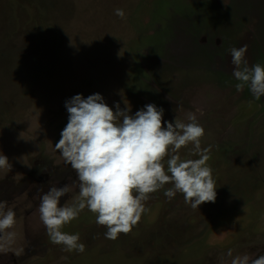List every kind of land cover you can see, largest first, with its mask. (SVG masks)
<instances>
[{
    "label": "rangeland",
    "instance_id": "obj_1",
    "mask_svg": "<svg viewBox=\"0 0 264 264\" xmlns=\"http://www.w3.org/2000/svg\"><path fill=\"white\" fill-rule=\"evenodd\" d=\"M244 44L249 66L264 64V0H0V153L11 164L0 168V201L17 216L0 264H232L264 255V98L237 92L232 77L230 50ZM94 93L132 114L154 103L170 122L196 114L216 201L194 209L180 193L166 198V184L129 233L106 239L85 208L62 229L79 233L85 251L52 244L39 195L69 186L61 206L79 200L76 173L55 148L64 102ZM192 147L181 158H198Z\"/></svg>",
    "mask_w": 264,
    "mask_h": 264
},
{
    "label": "clouds",
    "instance_id": "obj_2",
    "mask_svg": "<svg viewBox=\"0 0 264 264\" xmlns=\"http://www.w3.org/2000/svg\"><path fill=\"white\" fill-rule=\"evenodd\" d=\"M115 15L123 19V9ZM247 44L230 50L234 66L235 89L247 88L255 101L264 98V64L249 66ZM67 123L55 144L58 153L75 171L79 200L72 206H61V198L69 186H50L39 195L40 220L54 245H63L67 252L83 253L85 244L79 233H67L63 227L79 218L87 208L95 214L98 226L106 227V239L115 240L120 233H129L147 211L150 194L164 189L169 200L177 193L185 203L198 209L217 198L216 180L208 164L211 146L201 148L205 135L196 114L188 123L164 119V109L154 103L144 105L134 114L129 106L118 102L110 107L100 93L86 98L76 94L64 102ZM191 144L189 156L181 158L179 150ZM0 168H11L8 158L0 153ZM17 223L16 211L0 201V247L10 245L15 233L8 231ZM231 255V253H229ZM232 264H264V255L237 256Z\"/></svg>",
    "mask_w": 264,
    "mask_h": 264
}]
</instances>
